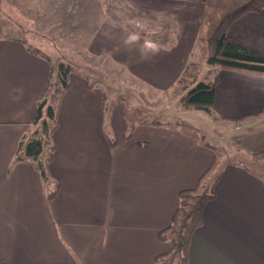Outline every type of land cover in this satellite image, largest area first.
Instances as JSON below:
<instances>
[{
	"label": "crops",
	"instance_id": "1",
	"mask_svg": "<svg viewBox=\"0 0 264 264\" xmlns=\"http://www.w3.org/2000/svg\"><path fill=\"white\" fill-rule=\"evenodd\" d=\"M124 3L156 20L158 31L148 36L93 10L86 48L164 93L193 55L205 0ZM227 35L264 53V9L240 17ZM208 67L211 79H193L189 89L214 82V110H186L224 122L264 119L263 75ZM49 77L47 61L23 40L0 38V264H153L169 249L158 233L170 224L179 192L196 187L214 164L213 148L191 127L156 116L131 124L120 104L106 116L104 88H89L73 75L49 165L61 186L47 199L53 185L43 183L30 161L15 159ZM240 142L243 151L264 156L263 122ZM217 173L214 197L189 242L188 264H264L263 174L242 162Z\"/></svg>",
	"mask_w": 264,
	"mask_h": 264
},
{
	"label": "rangeland",
	"instance_id": "2",
	"mask_svg": "<svg viewBox=\"0 0 264 264\" xmlns=\"http://www.w3.org/2000/svg\"><path fill=\"white\" fill-rule=\"evenodd\" d=\"M93 10L99 15L104 11L106 16L148 36L158 31L153 27L156 20L129 11L124 0H0V38L21 39L30 50L49 60L47 63L53 71L52 86L46 93L49 103L57 106L58 94L53 85L58 64H69L75 71L71 76L83 75L87 85L104 88L106 116L112 106L120 104L131 124L156 116L161 122L191 127L201 136L203 143L214 150L216 158L211 175L226 163L242 162L258 169L264 176V156L252 155L240 147L242 135L257 128L261 122L264 124V119L224 122L215 114L186 110L181 106L179 101L193 79L199 81L212 77L213 71H208L198 48H194L185 67L186 73L181 74L172 88L164 93L158 92L121 65L88 52L85 42L91 31L85 26L90 25L88 21ZM37 130L38 126H30L26 136L35 135Z\"/></svg>",
	"mask_w": 264,
	"mask_h": 264
},
{
	"label": "trees",
	"instance_id": "3",
	"mask_svg": "<svg viewBox=\"0 0 264 264\" xmlns=\"http://www.w3.org/2000/svg\"><path fill=\"white\" fill-rule=\"evenodd\" d=\"M264 9V0H205L201 27L194 47L200 50L205 63L218 69L238 71L264 76V53L254 50L227 35L228 28L247 13H258ZM29 52L38 55L37 52ZM47 62L49 60L44 58ZM52 68L47 88L37 104V115L32 123L38 126L35 135L24 136L18 145L15 161H30L39 171L44 184H52L47 199L55 197L61 182L49 171V165L56 151L54 133L59 127V111L62 97L71 86L74 69L66 63L57 66L56 81L57 106L49 103L47 90L52 86ZM185 70L183 74H185ZM83 76V75H82ZM86 81L87 79L83 77ZM180 80V79H179ZM88 87H92L88 83ZM215 83L198 82L180 99L183 108H192L206 113L214 110ZM242 120V119H240ZM128 133L132 125H128ZM111 144L115 143L109 137ZM208 146V144H205ZM213 165L200 177L196 187L181 190L178 206L171 217L170 224L158 233V238L169 243V249L158 255L153 264H188V247L193 233L203 223L205 204L214 197L213 185L218 173L211 175Z\"/></svg>",
	"mask_w": 264,
	"mask_h": 264
}]
</instances>
